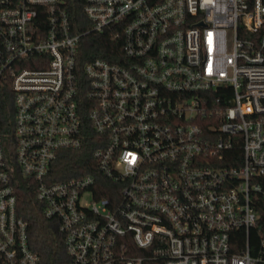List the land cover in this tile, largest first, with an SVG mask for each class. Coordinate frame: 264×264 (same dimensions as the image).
I'll return each mask as SVG.
<instances>
[{"label": "built area", "instance_id": "built-area-1", "mask_svg": "<svg viewBox=\"0 0 264 264\" xmlns=\"http://www.w3.org/2000/svg\"><path fill=\"white\" fill-rule=\"evenodd\" d=\"M84 12L79 32L65 0H0V264H40L23 189L65 264H264V0ZM88 32L120 51L83 62ZM90 146L92 172L55 179Z\"/></svg>", "mask_w": 264, "mask_h": 264}, {"label": "trees", "instance_id": "trees-1", "mask_svg": "<svg viewBox=\"0 0 264 264\" xmlns=\"http://www.w3.org/2000/svg\"><path fill=\"white\" fill-rule=\"evenodd\" d=\"M65 4L74 22L81 21L77 31L85 32L87 25L84 24L86 21L84 0H65ZM81 42L80 54L84 58L83 62L98 56L109 58L111 51H120L118 47L120 42L111 39L107 33L88 32L83 35ZM12 110V93L7 89L0 94V123L3 130L9 128ZM92 149L90 146L83 150L64 151L55 171V179H63L73 173L92 172L91 168L86 167L92 161ZM27 190L23 189L21 192L20 213L29 222L30 243L40 257V264H65L68 255L57 225L44 216L42 206L36 200L34 193Z\"/></svg>", "mask_w": 264, "mask_h": 264}]
</instances>
